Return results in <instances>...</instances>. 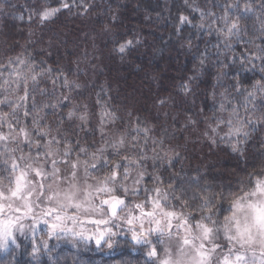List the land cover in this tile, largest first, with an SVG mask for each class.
<instances>
[{
  "label": "snow or ice",
  "instance_id": "1",
  "mask_svg": "<svg viewBox=\"0 0 264 264\" xmlns=\"http://www.w3.org/2000/svg\"><path fill=\"white\" fill-rule=\"evenodd\" d=\"M70 7L67 0H61L60 7H43L35 15L43 24L62 8ZM238 7V3H226L223 14L218 17L212 12H201L202 19L206 15L211 17L208 30L209 34L214 33L217 37L213 47L218 52L221 46L226 52L232 51L234 39L239 42L242 33L247 35V28H241L243 17L233 11ZM250 10V4H245L244 12ZM179 21L180 24L190 23L186 16H181ZM212 25L216 26L214 30ZM260 32L264 38V22H261ZM247 44H252L255 50L249 51L245 47L239 57L226 55V62H218L217 83L211 92L215 106L211 119L215 126L209 125L212 136H208L207 131L204 133L215 144L220 128L226 127L227 131L220 140L226 142L232 152L241 155L244 151L242 145L247 143L251 132L264 124V46L255 45L254 39ZM132 46L133 41L127 40L118 46L117 51L123 54ZM207 59V54H202L200 68L180 85L185 95L192 92L191 82L202 73ZM256 60L261 62V76L251 83L249 90L238 77L240 72L254 69ZM225 69L233 70L234 82L219 93L220 99L216 101L215 88L223 87L222 80L229 74ZM5 72L7 78H4ZM45 77L53 86L51 94L46 88H39L41 78ZM57 81L61 89L59 95L56 93ZM21 89L23 95L18 96L17 101L9 98V92L18 93ZM80 89L81 84L69 79L65 72L54 74L51 67L37 65L27 56L9 57L7 64L0 65V94H3L0 106L11 109L10 112L0 109V129L5 126L8 129L7 133L0 130V172L5 174L0 176V252L10 258L6 264H13L14 251L21 246L17 233L20 236L31 235V255L34 259L41 248L48 249V239H41L38 243L36 240L41 224L46 226L41 235L49 239L71 235L73 241L87 243L94 240L98 248L107 246L108 249L114 247L112 238L119 235L114 228L126 226L133 244L148 246L149 264H213L217 249L221 248L217 241L222 233L232 247L227 255L217 258L215 264H264V178L257 177L247 191L242 187V195L231 191L226 195L223 189L213 192L210 186L205 185L193 189L192 195L188 196L183 186L178 187L171 180L167 188L162 189L160 185L164 184V180L160 175L151 176L154 182L152 188H142L148 175L145 162L149 159V151L153 154L154 168L157 161L172 166L179 153L164 136H153L154 129L144 124L139 116L133 117L131 111L127 113L130 118L127 124L131 126L121 130L116 128V124L123 118L99 96L95 105L98 111L86 102L74 103L75 97L82 95ZM229 89L243 97L242 104L232 103ZM37 91L41 95H50L54 102L37 105L34 96ZM30 99L32 103L29 107ZM159 103L163 105L165 101L160 100ZM241 107L244 109L243 116ZM64 108L68 109L66 113L59 111ZM48 115L58 116L55 128L46 122ZM94 117L97 121L95 126L92 125ZM132 119L134 124H131ZM81 132L92 136L98 133L99 143L95 140L91 144L81 143ZM9 144L16 147L9 148ZM25 148L28 149L27 154ZM17 151L19 156L15 155ZM21 162H24L23 166ZM62 165L69 169L67 175L62 173ZM81 167L85 176L84 188L79 186L78 172ZM90 169L104 170L103 179L97 187L87 183L88 177L95 179ZM5 178L9 183L7 191L3 185ZM48 180L51 182L46 186L45 181ZM57 181L64 187L57 184L53 189ZM89 189L104 193L105 197L100 198L97 204ZM141 191L146 194L142 201L130 199L138 197ZM229 197L228 214L223 215L221 222L219 202ZM190 201L197 202L195 207ZM93 213L99 218H94ZM81 214L88 223L105 227H98L91 234L82 227L77 230V225L83 223ZM69 221L71 227L68 226ZM153 234L157 237L155 243L149 239ZM173 236L177 237L174 249L165 243V238L171 240ZM257 244L260 258L255 254L254 246ZM237 245L239 249H236ZM249 252L252 253L251 260Z\"/></svg>",
  "mask_w": 264,
  "mask_h": 264
},
{
  "label": "trees",
  "instance_id": "2",
  "mask_svg": "<svg viewBox=\"0 0 264 264\" xmlns=\"http://www.w3.org/2000/svg\"><path fill=\"white\" fill-rule=\"evenodd\" d=\"M67 2L70 8H62L41 24L35 13L43 7H60L61 0H0V65L7 64L9 57L20 55L30 57L37 65L51 67L54 74L63 71L69 79L81 84L82 95L76 96L74 103L83 101L98 111L95 105L99 96L123 118L117 121L116 128L122 130L131 126L127 124L130 120L127 113L131 111L133 117L139 116L154 129L153 136H164L167 143L179 151V157L172 166L156 162L154 168L153 160L149 162L152 156H148L145 186L149 189L154 185L151 176L160 175L164 180L160 185L162 189H166L171 180L174 185L183 186L188 196L193 189L205 185L213 192L223 189L226 195L229 191L242 195V187L247 191L257 177H264V124L251 132L247 143L242 145L243 155L232 152L229 145L220 140L226 127L220 128L215 144L208 138L213 135L209 125L215 126L211 119L215 107L211 92L217 83L218 62H226V55L239 57L245 47L254 51V46L247 44L250 39L255 40V45L264 46L260 32L264 0ZM226 3L239 4L233 11L243 17L241 28H247V35L242 33L239 42L234 39L232 51L226 52L221 46L218 52L213 47L217 37L208 30L211 17L206 15L202 19L201 12H212L218 17L223 14ZM245 4L251 6L248 13L244 12ZM181 16H186L190 23L180 24ZM201 24L203 28L199 27ZM215 27L212 25L213 30ZM127 40H132L133 46L119 53L118 46ZM205 53L208 59L203 71L191 82L192 92L185 95L180 85L200 68L199 58ZM255 65L250 71L240 72L238 77L249 90L251 83L261 76V62L256 60ZM225 71L229 74L222 80L223 87L215 88L216 101L220 99L219 93L234 82L233 70ZM39 88H46L49 94L53 91L46 77L41 78ZM60 91L57 81V95ZM229 91L234 105L243 103L242 96L232 89ZM20 95H23L22 89L18 93L9 92L13 101ZM34 96L37 105L54 102L50 95H41L39 91ZM160 100L165 103L161 105ZM31 103L30 99L29 107ZM257 103H260L259 98ZM67 110L59 111L66 113ZM240 112L243 116V107ZM57 119L58 116L48 115L46 122L55 125ZM134 123L132 119L131 124ZM206 131L208 136L204 135ZM82 137L97 143L100 140L98 133L92 136L81 132L80 139ZM230 199L219 202L220 221L228 214ZM190 203L195 207L197 202ZM31 244V239L20 242L21 246L14 251L13 264H149L148 246L135 245L126 236L119 238L112 249L98 248L93 241H73L71 235L53 238L48 249L41 248L36 259L31 255ZM9 259L0 252V264H6Z\"/></svg>",
  "mask_w": 264,
  "mask_h": 264
},
{
  "label": "rangeland",
  "instance_id": "3",
  "mask_svg": "<svg viewBox=\"0 0 264 264\" xmlns=\"http://www.w3.org/2000/svg\"><path fill=\"white\" fill-rule=\"evenodd\" d=\"M5 108H6V107H4V106H0V109H2V111H4V112H10V111H11V109H9V108L5 109ZM21 115H22V114H21ZM96 122H97V121H96V119H95V117H94L93 120H92V125L95 126ZM49 124H50V123H49ZM51 126H52L53 128H55L56 124H55V125H52V124H51ZM65 127H66V126H65ZM0 130L4 131L5 133H7V131H8V129H7L6 126H5L3 129H0ZM85 142L91 144V143L93 142V139H88L87 137H82V138H81V143H85ZM8 147H9V148H14V147H16V145H15V144H9ZM24 151H25V154H27L28 149L25 148ZM177 152H179V151L177 150ZM15 155L19 156V155H20V152L17 151V152L15 153ZM150 155H151V156L153 155L151 151L148 152V156H150ZM149 162H152V159L149 160ZM23 163H24V162H21V166H23ZM157 163L160 164L159 161H157ZM165 164H166V163H165ZM61 169H62V173H63L64 175H67V172L69 171V169H68L66 166H63V165L61 166ZM90 171L93 172V176L95 177V179L92 178V177H88V178H87V183L93 185L94 187L99 186V181L103 179L104 170H102V169H101V170H92V169H90ZM3 175H5V174H3L2 172H0V176H3ZM132 175L135 176V172H133ZM146 178H147V176H146ZM263 178H264V177H263ZM78 179H79V186H80L81 188L86 187V185H85V183H84V181H85V176H84V172H83V167H81L80 170H79V172H78ZM49 182H51V181H50V180L45 181V185L47 186V184H48ZM128 183L130 184V183H131V180H129ZM57 184H60V182L57 181V182L53 185V189L56 188ZM3 185H4V190L7 191V188L9 187V183H8V179H7V178H5V179L3 180ZM60 187L63 188L64 185H63V184H60ZM141 187H142V188H143V187H146V186H145V183L142 184ZM147 188H149V187H147ZM89 191H92V195H93V198H94V202L97 203V204L99 203V199H100V198H104V197H105V194H104V193H98V192H95L93 189H89ZM81 195H82V193H81ZM145 195H146V194H145L143 191H141V193H140V195H139L138 197H131L130 199H132L133 201H136V202H140V201H142V200L145 198ZM37 211H39V209H37ZM70 211H71V210H70ZM92 215H93L94 218H99L98 214L93 213ZM81 218H82V220H83V214H81ZM221 222H222V221H221ZM173 223L175 224V221H174ZM68 226H69V227L72 226L71 221L68 222ZM45 227H46V226L43 225V224L40 225L41 232L43 231V229H44ZM81 227H82L84 230H86L89 234H91V233H95V232L97 231L98 227H99V228H103V227H105V226H104V225H99V226H97V225H95V224L88 223L87 220H83L82 225H80V224L77 225V230H80ZM114 231H117V232L119 233L118 236L112 238L114 244H115L116 241H118V239L121 238V237L126 236V237H129V238H130V234H128L127 231H126V226H123V225H122V227H121L120 229H115V228H114ZM173 231L175 232L176 229H173ZM41 232H38L37 235H36L37 243H38L41 239H48V243H50L51 241H53V238H55V237H53V238H50V239H49V238L46 237V236H42V235H41ZM180 234L183 235V232L181 231ZM16 235H17V241H18L19 244H20L21 241H25V240H27V239H31V240H32L30 234H28L27 236H20L19 233H17ZM149 239H151V240L155 243L157 237H156L155 234H153L152 236L149 237ZM93 242H95V241L93 240ZM165 243L169 244V246L172 247V248L174 249L175 246H176V243H177V237H176V236H173V238H172L171 240H168L167 238H165ZM217 243H219V244L221 245V248L217 249V253H216V255L213 257V264H215V261H216L217 258L223 257L224 255H227V254L229 253V248L232 247V245H231L228 241H226V240L224 239L222 233H221V235H220V237H219ZM103 247H104V248H107V246H103ZM254 247H255V254H256V257H257V258H260V249H259V245L257 244V245H255ZM236 249H239V246H238V245L236 246ZM248 258H249V260L252 259V253H251V252L248 253Z\"/></svg>",
  "mask_w": 264,
  "mask_h": 264
}]
</instances>
